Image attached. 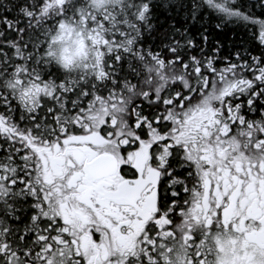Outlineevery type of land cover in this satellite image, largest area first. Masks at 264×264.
Wrapping results in <instances>:
<instances>
[{
	"label": "snow or ice",
	"instance_id": "snow-or-ice-1",
	"mask_svg": "<svg viewBox=\"0 0 264 264\" xmlns=\"http://www.w3.org/2000/svg\"><path fill=\"white\" fill-rule=\"evenodd\" d=\"M0 264H264V0H0Z\"/></svg>",
	"mask_w": 264,
	"mask_h": 264
}]
</instances>
